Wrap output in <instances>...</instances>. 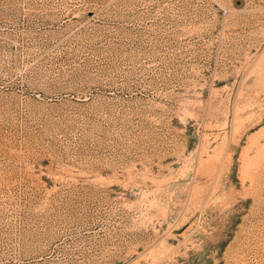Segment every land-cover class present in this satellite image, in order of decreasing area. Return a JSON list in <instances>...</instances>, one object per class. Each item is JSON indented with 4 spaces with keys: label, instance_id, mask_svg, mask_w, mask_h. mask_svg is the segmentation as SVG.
<instances>
[{
    "label": "rangeland",
    "instance_id": "1",
    "mask_svg": "<svg viewBox=\"0 0 264 264\" xmlns=\"http://www.w3.org/2000/svg\"><path fill=\"white\" fill-rule=\"evenodd\" d=\"M0 264H264V0H0Z\"/></svg>",
    "mask_w": 264,
    "mask_h": 264
}]
</instances>
